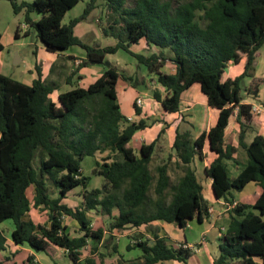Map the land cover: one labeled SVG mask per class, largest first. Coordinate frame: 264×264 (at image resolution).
<instances>
[{
    "label": "trees",
    "instance_id": "16d2710c",
    "mask_svg": "<svg viewBox=\"0 0 264 264\" xmlns=\"http://www.w3.org/2000/svg\"><path fill=\"white\" fill-rule=\"evenodd\" d=\"M6 1L15 15L23 14L25 35L33 29L46 52L61 56L70 48L80 49L84 58L70 77L81 80L79 71L91 63L103 70L86 88L72 87L67 80L72 89L59 92L56 101L51 95L59 88L56 82L42 79L37 63L36 79L30 85L0 74V225L7 220L13 223L12 243L0 230V264H36L34 256L25 257L23 251L11 249L13 246L46 255L58 248L71 264H104L106 255L100 250L108 248L113 231L149 227L156 221L182 229L193 221L202 224L209 218V204L191 165L195 158L203 159L205 143L216 157L204 168V176L212 181L214 197L230 208L212 264H264V138L257 133L245 142L254 122L252 106L242 103L243 90L253 97L257 94L252 84L248 88L243 84L247 79L255 82L256 53L264 45V0H190L176 8L161 0H135L131 6L125 0H106L111 20L104 34L117 40L107 47H93L74 34L75 26L87 19L100 0ZM79 2H87L82 15L62 24L66 13ZM34 14L40 18L33 20ZM18 31L19 27L16 37ZM141 42L148 50H157L149 55L130 50ZM119 51L154 75L165 92L161 96L153 91L162 112H179L182 93L194 84L200 86L207 105L218 111L216 124L197 138L189 124L176 128L172 150L181 175L175 181L169 175V160L151 166L156 140L142 145L138 154L128 146L135 133L153 122H131L120 111L117 83L136 88L139 82L119 73L106 59ZM241 59L243 72L224 79L227 67ZM167 63L174 66V73L161 72ZM136 100L133 107L139 114ZM234 113L240 127L238 147L247 160L231 178L227 162H238L234 157L237 149L225 144L224 133ZM166 128L160 130L157 140ZM97 155L105 156L102 162L95 160L93 174L104 185L89 189L90 178L82 174V161ZM249 183L261 188L255 203L234 202V193ZM76 188L82 190V201L71 207L65 201ZM33 210L45 213L46 222L37 223L30 216ZM91 211L111 220L108 230L92 228L87 215ZM67 218L76 223L75 230L64 223ZM153 231L156 229L151 228ZM175 244L178 247L154 232L151 241L137 237L126 248L141 251L140 264H187L192 249ZM88 247L89 255L83 258L82 251ZM111 249L118 253L116 245ZM19 253L24 260H18Z\"/></svg>",
    "mask_w": 264,
    "mask_h": 264
},
{
    "label": "rangeland",
    "instance_id": "374dc122",
    "mask_svg": "<svg viewBox=\"0 0 264 264\" xmlns=\"http://www.w3.org/2000/svg\"><path fill=\"white\" fill-rule=\"evenodd\" d=\"M28 1L31 0H17V2ZM135 0H125L126 6H131ZM162 2L170 4L173 8H176L178 5H181L190 0H161ZM87 2H79L73 9L69 10L62 20V24L66 25L75 18H78L82 15ZM111 12L108 11L106 7V0H100L97 3V7L92 10L84 21L78 23L74 28L75 36L79 37L84 43L91 45L93 47H107L113 46L117 43V40L110 36H105L104 29H107L108 24H110L109 17ZM33 20H38L40 18L39 14H34L32 16ZM114 18V17H113ZM19 27L18 37L15 36L16 29ZM26 29L23 24V14L20 13L15 15L12 11L11 5L6 0H0V35L3 37V45L5 47V52L3 56L0 55V71H3L6 75H12L13 78L20 80L21 76H28V70H33L35 64L37 63L40 67L43 64L49 65V68H53L52 72L49 76H51L56 82L59 91H55L51 98L56 101V96L59 92L69 91L72 88L67 85V80L72 83V87H82L86 88L88 84L92 83L95 79L99 77L103 68L99 65L91 64L88 68H91L90 75L86 79L90 80L88 84L85 83V80L82 79L77 81L76 76L70 77L71 74L76 71L78 65H76V61L81 63L83 58L78 56H74L73 53L69 55L68 53L63 56H58L56 54L52 55V53H46L44 49H42L38 39L36 38V33L33 29L30 28V32L28 35H25ZM153 49L148 50L143 42L137 45H132L130 50L137 54L149 55L150 53L155 52L157 49L152 47ZM69 51L74 53H81L80 49L77 47L70 48ZM20 53L22 55L21 62L17 64V54ZM51 54V55H50ZM82 54H80L81 56ZM2 59V60H1ZM19 59V58H18ZM106 59L116 67L117 71L125 76H131L133 79L138 80L140 87V91L147 93L145 96L140 95V99L142 102L144 99L146 100L148 97L153 95L154 90H158V84L155 81L154 75H150L146 69L139 65L135 59L130 57L128 54L119 51L114 55H107ZM47 60H53L51 64ZM73 71H72V70ZM172 71V66L170 63H167L161 70L163 73H170ZM23 74V75H21ZM36 74V73H35ZM80 75V72L78 73ZM69 78V79H68ZM142 82V84H141ZM121 87L122 83L118 84V91L121 95ZM161 96L165 94L164 90L161 89ZM123 94V93H122ZM246 97V96H245ZM119 98V95H118ZM160 110L156 112L157 114ZM164 116V115H162ZM179 117V115H177ZM165 117L157 116L156 119H153V124L156 122L161 123V129L166 128ZM156 121V122H155ZM165 134L160 135L158 139H161ZM166 142V141H165ZM106 155V154H105ZM105 155H97L95 158H85L82 161V174L90 178L89 189L94 188H102L104 185V180L100 177H96L93 174L94 162L95 160L101 161ZM247 159L246 154L243 151L239 155V159ZM152 166V165H151ZM172 181L177 179V175L172 174ZM32 191V188L28 190V195ZM238 195L239 193H234ZM82 190L76 188L72 190L68 194V198L65 201L71 207H78L82 201ZM116 213V212H115ZM88 218L91 221V226L93 229L102 228L104 230H108V226L111 220L105 216L100 215L98 212L91 211L88 214ZM30 216L40 224H43L47 220V216L43 212L31 211ZM226 219L223 221H219V223H215V228L224 227ZM64 223L70 228V230H75L77 225L74 221L70 219H64ZM165 226V225H164ZM206 227V224L200 226L197 222H190L188 227L185 229L179 228L174 224H166V233H171L168 238H166L167 243L174 244V247H178L176 241L183 242L184 239L188 244L194 245L195 243L201 241L200 233ZM151 228L156 229L152 226L145 227L142 226L138 229L127 227L123 231H113V238L110 240L108 244V248L101 247L100 252L105 254L104 264H140L138 261L141 256V251L139 249H132L130 251L127 250L126 246L132 245L135 242V238H140L144 236L147 240H152V233H158L159 229L156 231L150 232ZM13 229V223L11 220H7L0 225V230L3 231L7 240H11V231ZM108 233L105 234V238L108 237ZM206 239V247L202 249L199 247V252H194V246L192 256L187 259V264H212V261L218 256L217 249V241L211 236V234H207L205 236ZM175 242V243H174ZM203 242V241H202ZM211 243V246L208 244ZM112 245L117 246V252L113 253ZM198 246V245H197ZM26 248V247H24ZM201 248V250H200ZM207 248V249H206ZM196 249V247H195ZM206 249V250H205ZM15 250V249H14ZM54 254L49 253L46 255L42 252H33L36 256L35 263L36 264H71L69 259L65 256V253L61 249H54ZM111 254V257H107V254ZM83 258L89 255V247L82 251ZM21 254L18 256V260H21ZM2 259V257H1ZM98 261V259L96 258ZM160 264H179L173 261H166Z\"/></svg>",
    "mask_w": 264,
    "mask_h": 264
},
{
    "label": "crops",
    "instance_id": "0c3cea01",
    "mask_svg": "<svg viewBox=\"0 0 264 264\" xmlns=\"http://www.w3.org/2000/svg\"><path fill=\"white\" fill-rule=\"evenodd\" d=\"M1 44L3 46V50L0 51V55L3 56L5 52V47L3 45L2 36H1ZM67 53L69 55L73 53L74 56L84 58L83 54L80 56L81 53H74L69 50L64 52L61 56L66 55ZM16 59L18 60L17 64L20 63L22 59V55L18 53ZM47 61L49 62V64L53 62V60H47ZM171 66H172V71L168 74H172L175 71L174 66L173 65ZM90 69L91 68L87 67V68H82L79 71L80 75H83V80H85L86 84H88L90 81L86 79V76L88 77L91 73ZM40 70L42 74V79L55 82L54 79L51 76H49L51 73L50 71L51 69L49 68V65L43 64L40 67ZM242 72H243V60L241 59L237 64H230L227 67L225 75H224V79H227V78L233 79L239 76ZM0 74L6 75L3 71H0ZM6 76L13 78L12 75H6ZM253 77H254L255 82H253L251 79H247L244 81L243 88H246V87L248 88L252 84V88L253 87L256 88L257 94L253 97L251 95H247L244 92V90L242 92V96H243L242 103L250 104L252 108H254V106L258 108V111L256 113H252L253 122H254V126H253L254 130L249 131L247 133L246 139H245L246 143H249L253 139L254 135L257 133L260 134L264 138V106H263L264 104V45L256 53ZM20 78H21L20 80L15 79V78L13 79L21 81L27 85H30L32 81L36 79L34 68L33 70H30V69L28 70L27 77L23 75ZM119 83H122L121 92L123 94L121 93V95L118 91ZM141 88L142 87H140L139 84L136 88H132L129 84L125 82L119 81L117 83L116 96L118 99L121 113L128 120H130L131 122H136V123L139 120H147V119L153 120V119H156L157 116L160 115V117H165L164 122L167 124V128L165 129L164 136L161 139L157 140L158 134L161 130V123H154L150 127L135 133L131 141L129 142L128 146L133 149L135 154H138L142 145H148L156 140L155 150L152 155V162H151L152 167L166 163L169 160V164L171 166L169 175L171 179L173 178L171 173L174 174V176L176 174L178 178L181 175V172L179 168L175 167L178 160L175 157L174 152L172 150V145L175 139L176 128L181 125H184L183 127H186V124H189L192 127L191 129H192L194 138H197L201 133L209 131V129L216 124V121L218 118V111L216 109L210 108L207 105L206 97L201 93L200 86L198 84H194L188 90L182 93L179 112L173 113V114L162 112L160 104L156 102L155 99L153 98V95H151L146 100L144 99L143 105L139 108L140 113L136 114L135 109L133 107L134 99L139 98L140 95L145 96L147 94V93H144L143 91H140ZM161 89L163 88H161L158 85L159 92H161ZM118 95H119V98H118ZM157 110L158 111L160 110V112L156 116ZM177 115H179V117H177ZM182 120H184L185 124L181 123ZM239 132H240V127H239V124L236 122V115L234 113V115L230 117L228 126L225 129V133H224L225 144H229L232 147L237 149L234 157L238 162L235 164L232 162H227V168H228L229 175L231 178H235L240 173L243 165L246 163V160H247L245 158L239 159L240 153L242 151L243 153H245L244 150L238 147ZM202 152H203V159L200 160L198 158H195L191 167L195 171L197 179L203 187V196L205 200L208 202L209 208H211L212 211L209 214V218L205 220L202 224H200V226L206 224V227L200 233V236L202 239L201 241L195 243L194 245L188 244L185 239L183 242L176 241V243H184L190 248L194 246V252L196 253L199 252V247H201L202 249L206 247L207 244H206L205 236H207V234H211L214 240L217 241V238L220 236V234L225 231L227 224L229 222V210H230V208L226 206L225 204L226 202L224 200L222 199L218 200L214 197L213 192H212V187H211L212 181L211 179H208L206 176H204V168L207 167L215 159L216 156L209 151L207 143H205ZM260 193H261V188L259 186H257L255 183H249L245 186L243 191H241L238 195L234 194L232 197H233L234 202L252 205L255 203ZM224 219L227 220L224 227H220V229H218V227L215 228V223L218 224L219 221H223ZM166 224L167 223L165 222L156 221V222L151 223V226L156 229L157 228L159 229L158 235L168 238L167 236H169L171 233L169 234L164 231V230L167 231ZM7 241L12 243L11 240H7ZM195 245H198L196 249H195ZM208 245L213 247L211 243H209ZM11 249L20 250V252L23 251L25 253V257L27 255H32L34 256V259L36 258L33 252L28 248L13 246ZM25 257L21 255L20 257L21 261L24 260Z\"/></svg>",
    "mask_w": 264,
    "mask_h": 264
},
{
    "label": "built area",
    "instance_id": "2783aa9c",
    "mask_svg": "<svg viewBox=\"0 0 264 264\" xmlns=\"http://www.w3.org/2000/svg\"><path fill=\"white\" fill-rule=\"evenodd\" d=\"M79 63H78V61H76V65H78ZM135 104H136V106L137 107H141L142 105H143V102H142V100L140 99V98H137V100L135 101ZM258 111V108L257 107H255L254 106V108H252L251 109V113H256ZM235 204H233V206H234ZM212 211V209L211 208H209V212H211ZM185 247V246H184Z\"/></svg>",
    "mask_w": 264,
    "mask_h": 264
},
{
    "label": "water",
    "instance_id": "95a60500",
    "mask_svg": "<svg viewBox=\"0 0 264 264\" xmlns=\"http://www.w3.org/2000/svg\"><path fill=\"white\" fill-rule=\"evenodd\" d=\"M91 64H93V65H94V63H91Z\"/></svg>",
    "mask_w": 264,
    "mask_h": 264
}]
</instances>
